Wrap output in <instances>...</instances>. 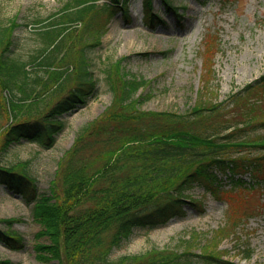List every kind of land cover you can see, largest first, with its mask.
<instances>
[{
  "label": "trees",
  "instance_id": "1",
  "mask_svg": "<svg viewBox=\"0 0 264 264\" xmlns=\"http://www.w3.org/2000/svg\"><path fill=\"white\" fill-rule=\"evenodd\" d=\"M132 1L107 0L101 4L100 0H67L60 20L52 21L37 34L38 47L29 60L13 53L16 21L0 25V114L13 119L0 131V155L24 142L48 140L52 144L54 134L63 127L58 117L87 105L96 91L89 53L101 45L99 29L106 30L120 12L130 23ZM142 1L147 25L154 27L163 22L161 15L154 12V0ZM163 2L169 10L172 0ZM88 36L95 40L92 42ZM118 62L109 83L112 104L100 119L76 133L73 145L57 163L48 192L38 193L36 187L30 186L33 179L24 168L20 169L21 164L9 166L0 160V186L25 198L31 206L34 221L41 228L37 237L45 238L35 246L37 257L48 264L189 263L181 261L189 255L186 252L152 251L145 261L137 259L142 256H132L113 262L110 255L129 241L135 230L158 229L184 217V202L204 210L203 202L185 199L184 192L195 183L220 198L213 187L214 168L234 174L251 170L253 177L254 172L263 169L264 155L226 156L231 148L264 151V138L250 142L248 134L242 140L245 132L264 128V120L255 117V108H249L252 103L245 104L251 112L248 119L246 116L239 123L227 121L213 126H205L207 122L203 120L195 122V118L219 110L214 104L207 109L203 100L187 113L145 111L139 109L136 97L144 80H129ZM206 85L209 88L210 81ZM255 86L264 97V75L232 96L239 101ZM57 93L62 96L51 104L46 115L41 113L36 106ZM196 123L202 124L201 130ZM92 137H98L101 147L86 143ZM245 184L242 179L235 181L236 187ZM21 240L11 226L0 228V243L8 248H16L13 242ZM204 258L218 260L213 255Z\"/></svg>",
  "mask_w": 264,
  "mask_h": 264
},
{
  "label": "rangeland",
  "instance_id": "2",
  "mask_svg": "<svg viewBox=\"0 0 264 264\" xmlns=\"http://www.w3.org/2000/svg\"><path fill=\"white\" fill-rule=\"evenodd\" d=\"M66 1L0 0V25L10 20L18 24L14 31L15 56L30 59L38 47L37 34L52 21L60 20ZM106 1L100 0V3ZM172 6L183 16L172 11L164 13L163 0H154V12L160 13L164 23L150 27L145 21L143 1L133 0L130 23L120 12L106 30L99 29L101 45L89 53L96 82L94 96L86 106L58 117L63 127L54 134L52 144L46 140L14 145L0 155L1 162L9 166L21 164L20 169L24 168L33 179L30 186L36 187L38 193L48 192L57 163L73 145L76 133L100 119L112 104L109 83L115 77L118 61L129 80H144L136 94L139 109L187 113L203 100L207 109L214 104L219 110L216 114H203L195 122L203 120L207 122L205 126H213L227 121L239 123L246 116L248 119L251 114L245 108L248 102L253 105L249 108H255V117L264 120V97L259 94L258 86L250 94H242L239 101L232 96L264 75V0H173ZM90 38L92 42L95 40ZM78 48L79 44L74 51ZM61 96L50 94L36 107L46 115L51 104ZM11 123L12 116L0 114V131ZM196 124L201 130L202 124ZM97 138H88L86 143L99 148ZM262 138L264 128H259L245 132L242 140L251 142ZM230 151L226 154L228 158L264 155L258 148H231ZM261 163L263 169L254 172V177L251 170L234 177H242L247 183L243 186L236 187L234 183L231 186L225 178L213 185L220 198L195 183L184 192L185 199L203 202L204 210L182 203L186 207L184 217L158 229L135 230L129 241L113 250L110 260L118 262L124 261V257L142 256L137 259L145 261L152 251H163L186 252L189 255L181 259L190 261L186 264H209L207 261L264 264V160ZM7 226L22 240L13 242L14 249L0 243L1 264H48L37 257L35 246L45 238L37 237L41 228L34 221L31 206L25 198L0 186V228L7 229ZM204 255H213L218 260H208Z\"/></svg>",
  "mask_w": 264,
  "mask_h": 264
}]
</instances>
